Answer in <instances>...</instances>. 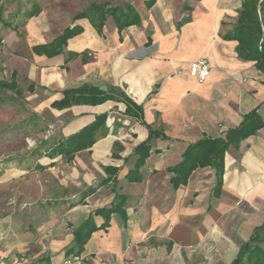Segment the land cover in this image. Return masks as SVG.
Listing matches in <instances>:
<instances>
[{"label":"crops","instance_id":"obj_1","mask_svg":"<svg viewBox=\"0 0 264 264\" xmlns=\"http://www.w3.org/2000/svg\"><path fill=\"white\" fill-rule=\"evenodd\" d=\"M147 1H124L138 11L141 25L122 32L111 17L101 32L88 19L74 21L81 11L61 28L40 20L42 11L18 31L0 30V81L12 79L15 72L22 95L20 83L26 85L27 101L42 96L33 113L47 114L41 124L20 120L19 131L31 136L30 147L36 146L19 154L16 167L0 174V191L14 192L1 202L13 212L0 216V264H59L73 244L74 229L97 210L110 208L116 194L128 198L127 221L111 215L75 264H231L240 244L264 222V128L226 152L219 197L213 195V168L196 169L178 189L169 170L181 162L190 144L223 137L252 110L258 109L264 121V74L253 62L239 59L236 41L221 37L233 28L240 0H157L152 7ZM74 26L83 32L68 40L63 53L47 57L34 52ZM69 52L78 56L66 63ZM200 60L210 69L203 83L189 69ZM111 88L141 107L142 119L127 115L126 104L116 100L53 106L67 90L109 93ZM99 115H106V135L92 148L77 153L72 162L50 157L51 146L93 124ZM148 126L164 137L151 143L140 170L144 179L131 183L126 176L135 166V148L148 140ZM107 167L118 169V183L101 186ZM45 187L53 192L81 189L80 200L89 188L96 191L82 203L63 200L57 206L54 199L48 215L40 217L38 202ZM106 189L112 194H102ZM25 207L31 211L20 218L19 209ZM95 222L101 227L105 220L95 216Z\"/></svg>","mask_w":264,"mask_h":264},{"label":"trees","instance_id":"obj_2","mask_svg":"<svg viewBox=\"0 0 264 264\" xmlns=\"http://www.w3.org/2000/svg\"><path fill=\"white\" fill-rule=\"evenodd\" d=\"M157 0L147 1V6L152 7ZM241 6L238 10L236 22L233 28L222 34L221 37L227 41H236V52L239 59L246 62H253L255 68L264 74V0H240ZM42 12L38 3L33 4L30 10H27L25 19L37 17ZM107 17H111L122 32L128 27L141 25V17L138 11L128 2L122 5L109 6L108 4L91 3L86 9L74 17V21L88 19L90 23L101 32ZM0 23L6 29L19 30L25 22L14 25L3 17L0 10ZM83 28L80 26L66 28L54 41L46 45H40L34 48L38 55L54 57L64 52L68 40L80 35ZM2 39L0 38V46ZM78 56L77 53L69 52L66 63ZM11 91L19 96L22 91L16 81V73L12 75L11 81H0V91ZM107 100H116L126 104V113L129 116L142 119V108L135 105L123 91L118 88H111L109 93L100 89H93L88 92L81 89L67 90L64 92V98L53 104L54 107L62 109L73 104H91L98 105ZM4 102L0 93V105ZM106 115H99L93 124L85 127L80 132L65 138L50 147V157L62 156L67 162H72L75 155L81 151L90 149L97 140L106 135L105 129ZM264 128V121L258 113V109L243 116V120L236 128L229 129L223 137L210 138L204 137L196 143L190 144L183 153L182 160L176 166L169 168L174 174L171 183L174 189L185 186L196 169L211 167L216 172L217 183L213 195L219 197L223 185V175L225 172V154L230 147H238L245 139L257 134ZM149 137L146 142L138 145L134 150V156L137 158L134 168L127 174L128 182H141L144 177L140 170L145 165L151 154L152 141L158 137H164L162 133L148 126ZM105 171L108 177L100 185H106L110 182L118 183L116 178L118 169L107 167ZM96 191L95 188H89L83 193V198L78 202L82 203L83 199L90 196ZM128 198L124 195L116 194L115 202L110 208L97 210L85 220L81 226L74 229L73 244L65 252V257H79L87 242L93 233L99 229H105L111 215L119 214L124 221H127L126 204ZM77 204H73L75 206ZM95 216H101L105 222L98 227L95 222ZM231 264H264V222L256 227L250 239L240 244L237 257Z\"/></svg>","mask_w":264,"mask_h":264},{"label":"rangeland","instance_id":"obj_3","mask_svg":"<svg viewBox=\"0 0 264 264\" xmlns=\"http://www.w3.org/2000/svg\"><path fill=\"white\" fill-rule=\"evenodd\" d=\"M109 1L112 0H0V10L3 12L4 19L8 22H12L14 25L22 22L28 23L33 20H26L24 13L30 10L33 4L38 3L43 11L40 20L45 23L48 22L52 26H54V24H59L61 28L75 13L86 9L91 3L103 4ZM124 1L126 0H113V3H122ZM3 28L4 26L0 23V30H3ZM10 80V77L7 78V81ZM20 85H22L23 88V95L21 97L11 91H0L4 99L3 104L0 106V174L3 173L5 169L16 167L19 163V154H22V152H30V150L36 146L34 144L30 147V141L27 139L31 136L25 134L24 131H19L20 120H24L25 122L35 121L41 124L44 122L43 118L47 117L45 112L40 115L33 113V107L38 100L42 99V96L40 95L37 100L27 101L25 97L28 96L29 93L28 90H26V85L25 83H20ZM38 93L41 94L40 91H38ZM26 147H29V149ZM41 178L44 181L49 179L47 175H42ZM81 188L83 189V187ZM81 192V189L74 188H72L71 191L57 188L53 192L45 187L38 202L37 212L40 214V217H46L48 215V209L52 207V204L55 202L54 199H56V204L63 200L66 202H77L82 196ZM102 194H112L111 189L103 190ZM13 195L14 192L12 191L6 194L0 191V216L9 215V213L12 215L11 212H13V210L8 209L7 205L1 202L5 201L7 198L14 197ZM58 205L59 204H57V206ZM30 209L31 207H25L22 210L19 209V217L27 218V213H30ZM14 215V218L19 220L17 213ZM39 253H41V251H39Z\"/></svg>","mask_w":264,"mask_h":264},{"label":"built area","instance_id":"obj_4","mask_svg":"<svg viewBox=\"0 0 264 264\" xmlns=\"http://www.w3.org/2000/svg\"><path fill=\"white\" fill-rule=\"evenodd\" d=\"M190 75L199 83H203L210 75L209 65L205 60H200L190 64ZM78 261L76 257L63 259L59 264H75Z\"/></svg>","mask_w":264,"mask_h":264},{"label":"water","instance_id":"obj_5","mask_svg":"<svg viewBox=\"0 0 264 264\" xmlns=\"http://www.w3.org/2000/svg\"><path fill=\"white\" fill-rule=\"evenodd\" d=\"M87 89H88V87H87V86L83 87V90H87ZM102 89H105V88H102Z\"/></svg>","mask_w":264,"mask_h":264}]
</instances>
